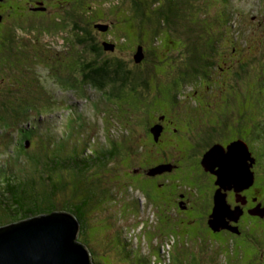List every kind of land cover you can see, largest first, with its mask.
<instances>
[{
	"label": "rangeland",
	"instance_id": "obj_1",
	"mask_svg": "<svg viewBox=\"0 0 264 264\" xmlns=\"http://www.w3.org/2000/svg\"><path fill=\"white\" fill-rule=\"evenodd\" d=\"M62 1L46 0V3L51 2V16L57 12L63 15L67 8L69 12L73 11V14H75L77 13L75 12L76 8L80 15L73 18L78 20L79 24L90 30V32L80 33L79 28H72L71 22L67 20L64 23H59L58 26L56 23V27L47 29V33L43 32L40 26H35V31L31 30L29 36L24 35L19 27L14 26V36L22 37L15 39L16 42L10 41L11 43L9 44L24 46L22 51H17L20 53L21 58L10 56L8 46L6 44L1 45L2 50L0 51L6 50L7 52L4 51V53L7 55H5L6 60L3 61V65H0L2 67L0 71V99L6 97L7 100L9 98L18 100L26 99L27 97V106L31 105L29 108L33 109L25 112L24 106H12L6 111L0 112V203H7L11 199L8 196L10 194L6 195V176L12 175L7 170L11 171L14 168L15 172H20V165L16 162L14 164L12 157H16L19 154L22 158L27 159L28 155L31 154L32 156L28 158L29 163L26 167L30 169L32 163H35L36 176L41 178L42 181L46 180L47 190L57 192L62 202L65 203L74 198V196H81L79 199H83L84 196L85 198L87 196L88 198L94 197L90 202L94 211L92 210L93 212H91L89 219L87 218V230H84L86 233L84 235L83 233L81 234L80 229L77 235L78 239L79 237L85 238L87 236V247L91 248L89 250L91 251L94 264L95 262L98 264H177L174 257L176 252L182 254L180 255V261L182 262L189 259L188 255L193 257V253H195L194 257L201 260L199 263L195 262V264H207L208 253L195 251L200 247L195 242L196 239H193L194 236L189 237V242L186 232L180 231L178 236L175 234L180 224L179 221H181L179 212H173L170 208H166L165 205L160 207V202L156 206L158 207L157 210L153 204L147 202L145 196L139 190L119 191V188L123 189L125 185L133 184L124 176L128 161L123 159L120 165V157L126 155L129 143L136 139V146L131 147H137L140 151H133L134 156L139 160L149 159L151 161L153 159L157 162L158 157L156 156L150 157L151 159L146 157H148V152L159 153L160 148L153 143L149 145L145 141L147 138L142 134L145 133V126L143 125H145L144 123L147 119L144 118L143 112L150 109L148 104L149 94L150 100L154 99V105L162 101L159 106L168 107L169 116L175 115L177 120H179L178 117L182 113L184 117L187 116L185 114L196 113L199 109L198 112L203 113L201 108H211L210 106L214 99L223 98L228 94L226 91L222 93L221 89H217L214 81L217 79L221 82L223 77L226 81H232L233 75L236 76V79L237 76H244L241 66L246 67L253 81L251 85L247 86L244 93L247 101L242 98L238 100L240 106L238 110L235 106L236 110L231 125L233 126L239 120L250 119L251 121L252 118L256 117L258 119L260 116L261 119H264L263 111L261 113L258 108L251 106L255 97L261 100L264 99V80L262 79L264 76V0H195L196 3H199L201 11L197 12L192 22L203 35V31H208L209 29L212 31L211 28L219 24L217 20L223 21V27H225L219 26L214 30V34H222L216 35L217 40L208 35L206 36L208 37L206 45L202 44L196 47V50L199 52L201 51L200 47L204 46L208 51H205L206 55H213L219 51L221 61H224V63L221 64L217 72L213 71V83L215 84L213 87H209V85L205 88L200 87L199 91H195L198 87L193 88L189 83L184 93L176 96L172 105H168L171 102L164 100L166 84L162 82V78L166 74V70L163 69L162 65L167 67L166 65L172 62V60L168 64L163 62L169 57V54H177L182 59L188 58L190 55L186 49L187 44L185 42L181 40L182 46L176 43L175 47L170 51L164 49L168 47L164 46L163 48L160 44L155 47L152 45L155 42L152 41L151 33L154 36L156 33L151 32V25L153 24L148 23L146 26L143 24L132 25L136 30L129 28L127 29L129 33L125 32V35H128L131 39V43L128 45L124 42L120 37L128 23H124L123 16L128 11L130 12L131 0H66L68 2L65 5L66 8H59V4L61 5ZM172 1L179 3L181 0ZM78 3L83 5L75 7V4ZM84 5L87 6L85 8L86 13L81 10ZM222 5L227 6L228 10L231 11L234 6L235 12L232 15V19L236 28H233L232 31L226 30L231 17L222 12L216 14ZM169 6L171 7V4ZM59 9L62 10L60 11ZM118 12L121 13L120 16H118ZM65 16L69 15L66 14ZM152 22L155 23L154 21ZM184 23H186L185 20L182 26H184ZM111 24L114 27H111ZM117 24H121L120 28L117 27ZM140 26L141 28L144 27L145 32H140L138 28ZM182 26L178 25L177 30L179 31ZM23 27L27 28L25 25ZM23 27L21 26L25 30ZM160 27V35L157 42L164 45L167 44V40L161 37V31L166 32V36L170 33L171 36L175 37L177 35L176 37L181 39V35L175 32V28L170 25V22ZM184 28L186 29L185 26ZM111 29L118 30L117 37L119 36L118 39L120 40H118L116 49L105 50L101 44L112 38L106 31ZM170 29L171 32H169ZM140 33H143V35ZM218 40L220 46L219 44L217 45ZM95 44L100 45V54L94 51ZM140 44L146 46L144 55L146 59L136 64L140 66L141 71L147 77L150 76V79L161 78L160 84H150L146 93L144 91L145 95H147L146 98L137 97V93L135 94L134 90L138 93L142 90V86H138V84L127 83L122 91L118 92L116 89L112 91L114 84L105 83L104 81L105 88H99L87 79L93 67H98L103 63L107 67L113 66L117 57H123L129 67L135 68L134 60L136 56L143 54L141 47H144V45L141 46ZM138 45L139 52H136L137 55L135 56L134 50ZM169 47H171V44ZM25 52L28 56H31V54L36 56L31 63L33 65L31 69L28 67L29 65L23 64L24 60L27 61L30 58L25 57ZM107 61L109 63H106ZM192 61H195L194 57ZM174 62H176V59H174ZM211 62L214 63V60ZM238 63L242 64L238 65ZM182 64L184 63L180 59V65H175L178 72L184 70ZM29 69L30 72L28 73ZM256 76L260 77L261 80H257ZM207 83L208 80H206ZM32 84L35 85V89L32 90L31 94L30 86L32 87ZM118 84L119 82H117ZM102 91H105V93L101 94ZM83 92L89 93L92 97L85 99L86 97L83 96L80 100L79 97L84 94ZM141 93L143 94V92ZM133 95H135L134 98ZM193 97L196 98L197 103L191 101L190 98ZM66 101H71L74 105L66 104ZM16 103V105H20L19 102ZM96 103L100 104V106L98 109L96 107L93 109V104ZM244 106L248 108L246 111ZM21 108H23L22 114H20ZM162 111L166 112V110ZM47 112L49 114H46ZM151 113L152 118L159 114L158 112ZM19 114L21 118L17 119ZM179 121H182V119ZM7 123H10V125L7 128L3 127ZM117 139L118 141L115 142L114 140ZM7 140L13 144L9 146V142L6 143ZM122 142L126 143V147H124ZM38 143H43V145L39 146ZM115 144L117 146L122 145L123 149L119 153L118 148L115 146L117 149L115 162L110 165V168H107L108 166L104 167V163H102V167H104L103 173L92 167L95 164L91 163L90 158L83 165L82 163L80 165L72 162L67 163L61 159V157L66 158L74 153L82 158L87 156V153H91L93 148L100 150L101 147L114 146ZM13 145L16 146L12 149ZM40 147H43V151H41ZM85 147H87L86 150L84 149ZM149 147L157 150L149 149ZM23 150L25 153H20ZM120 166L122 169L118 171ZM163 167L165 166L163 165ZM60 169L61 172L63 170L64 176L66 173L67 176L74 177L75 174L72 173V170L79 171L80 169L82 170L78 175L82 174L77 181L67 183L61 177L60 172H58ZM164 169L162 172L166 171ZM162 172L156 171L153 175ZM48 175L50 178H47ZM165 178L166 175L161 177L160 181H165ZM14 181L18 180L15 179ZM162 186L165 188L164 183ZM3 187H5V190ZM78 187L80 189L74 191ZM137 199L140 202L138 207L137 203H135ZM160 200H163V198L161 197ZM131 204L134 207H131ZM4 206L7 208L6 204ZM60 206V211L56 210V212L68 210V208H61ZM162 214L163 216H172H166L162 219V217H159ZM11 218H13V221L7 219L5 223H2L0 219V227L19 221L14 220L19 219L18 216H12ZM213 229L218 231L223 228L217 229L213 227ZM116 231H118L117 234L115 233ZM218 235H221V232ZM111 237H114V240L121 237L120 241L122 242L116 245L120 257H118L117 261L114 259L115 257L113 258L112 246L109 243V241H112ZM82 238L80 239L81 241H83ZM249 240L253 241L254 239L249 238ZM123 241L127 242L128 247L125 246ZM218 247L226 255L227 250L230 248L229 251H233L232 254L234 256L233 259L229 257L228 262H223V258H221V264H249L252 260L251 249L245 245H236V248L223 245H218ZM258 247L256 246L255 248ZM211 248L213 250L217 249L216 242H211ZM263 248L264 244H261L260 249L262 251ZM129 249H133L131 256L127 255V250ZM185 254H187V259ZM214 260L215 262L219 261L217 258Z\"/></svg>",
	"mask_w": 264,
	"mask_h": 264
},
{
	"label": "trees",
	"instance_id": "obj_2",
	"mask_svg": "<svg viewBox=\"0 0 264 264\" xmlns=\"http://www.w3.org/2000/svg\"><path fill=\"white\" fill-rule=\"evenodd\" d=\"M215 3H218L216 1H214ZM85 4V2H83ZM171 4V7L169 6ZM173 4V5H172ZM180 4V5H179ZM83 5L82 3H78V7ZM87 6L84 5L81 7V10L84 11L86 13V8ZM201 11V7L199 6V3H196L195 0H181L179 3H177L176 1H172V0H131L130 2V12L128 11L127 14H125L123 16V20L124 23H128L126 25V27L123 29V33L122 36L120 37L122 40H124V42H126L128 45L131 43V39L129 38L128 35H125L126 33H129L127 29L129 28H133L132 25H140L143 24L144 26H146V24H153L151 25V32H153L154 34L156 33V35L154 36L151 33L152 36V41L155 42L154 45L155 47L158 46V44L162 45V47L164 48V46L168 47V48H164L166 50H171L175 47V44L178 43L180 46H182V42H185L186 45V49L188 51V54L190 55L188 58L186 59H182L181 57H179L177 54L175 55L173 54H169V57L163 61L166 64H168L171 60L172 62L168 65H166L167 67H165V65H162L163 69L166 70V74L163 76L162 78V82L164 84H166V88L165 90V96H164V100H166V102H171L172 103V99H175L176 96L178 94H182L184 93L185 89L188 87L189 83L193 86V88H197V90H199L200 87L205 88L206 86L209 87H213V85H215L214 83H216V88L221 89L222 93H224L225 91L228 93L227 96L225 97H219L213 100L212 104L213 106L211 108H207L206 110H208V117L210 118V123H209V118L207 116H203L202 117V124L204 125L205 128H213L216 125H223L226 124L225 126H222L223 130H225V133H230L233 132V134H237L240 135L241 137H243V139L251 146L252 150L259 154V157H261V160H263L264 158V119H261V116L257 119L252 118V120L250 121V119H245L244 121L239 120L237 123H234V125L232 126L231 123H233V116H234V112H235V106L237 107V110L240 106V102H238V100L240 98L246 100V94H244L246 92V88L248 85L252 84V78L250 76V72L247 71L246 67L241 66L242 67V71L244 72V76H236L233 75L232 77V81H226V79L223 77L221 82L219 80L216 79V81H214L213 83V71H218V68L221 67V64L224 63V61L222 62L221 57H220V53L219 51H217L216 54H209L206 55L205 51L208 52L206 50V47L201 46L200 49L201 51H197L196 47H199L200 45L204 44L206 45L207 41H208V37L206 36H211L214 37L216 39V35H222L220 33H216L214 34V30H216L219 26L223 27L224 22L223 21H219L215 18H212L214 20H217L219 22L218 25H216L214 28H211L212 31H210V29L208 31H203V33L193 24V18L197 15V12ZM75 16L80 15L78 10L75 9ZM218 12H222L225 15H229L231 17V21L227 24L226 26V30L227 31H232L233 27H232V21H233V11L228 10L227 6H221V9H218ZM117 13V12H116ZM58 14V12H57ZM128 14H130L129 16H127ZM121 13L118 12V16H120ZM9 17V16H8ZM188 18V19H187ZM13 19H17V17H12L11 20ZM170 19V20H168ZM68 22H71V19H67ZM154 21L155 23H153L152 21ZM184 26L186 27V29L184 28ZM15 21V24H12L13 26H10L11 24H4L3 25V31H1L0 33V37H1V44H0V50H2L1 45L6 44L8 46V51H9V55L10 56H18L21 58L20 53L17 51H22V48L24 46L21 45H16V44H9L11 43L10 41H15V39H19L21 37L19 36H14V26H17L20 28L21 31H23L22 33L24 35L29 36L30 35V31L28 30L26 31V29L28 28H24L23 27V21L21 24H18V22ZM35 21V20H34ZM172 21V22H171ZM170 22V25L173 26L175 28V32L179 35H181V39L177 38L176 36H171L170 33L168 34V36H166V32H162L161 31V37L163 39L167 40V44H161L159 42H157L159 39V35H160V26H163V24ZM31 24V23H30ZM136 25V27H137ZM181 25V29L178 31L177 30V26ZM21 26L25 29L23 30L21 28ZM121 26V24H120ZM231 27V30H230ZM74 29H82L80 27V24L75 21L73 27ZM141 31H144V27L141 28L138 27ZM188 28V31H187ZM225 28V27H223ZM134 29V28H133ZM138 29V31H139ZM136 30V29H134ZM118 31V30H117ZM169 32H171V29L169 30ZM141 34V33H140ZM143 35V33L141 34ZM14 36V37H13ZM116 36V35H115ZM166 36V38H165ZM117 40L118 37H116ZM7 39V41H6ZM217 40V39H216ZM171 44V47H169ZM219 44V40L217 42V45ZM102 45V44H101ZM141 46H143L144 44H140ZM216 45V44H215ZM216 45V46H217ZM114 44H107L105 43V45L103 44V47L106 49L108 48L109 50H114L115 47ZM220 46V44H219ZM113 47V48H112ZM139 47V45H138ZM136 47L134 50V54L135 56L137 55L136 52H139V48ZM145 45L144 47H141L143 54L142 55H138L134 56L135 58V68L129 67L127 61H125V59L123 57H117L114 61L113 66L107 67L106 64H102L99 65L98 67H93L92 72H90L88 74V80L91 82H93L97 87L99 88H105V83L109 84H114V88L112 89V91L114 89L118 90V92L122 91L123 87H125V85L128 84H138V86H142V90L141 92H143V94L141 92H137L136 90H134L135 94L137 95V97H141V98H146L147 95H145L146 90L149 89L150 84L152 85L153 83L155 84H160L161 82V78L157 77L155 80L150 79V76L147 77L143 71H141L140 66L137 65L136 63H140L142 61H144L145 57ZM117 48V46H116ZM138 48V50H137ZM218 50V46L216 47ZM199 49V50H200ZM26 50V49H25ZM5 52H7L6 50H4ZM4 51H0V65H3V61L6 60V53H4ZM95 52H97L98 54H100L101 52V48L96 46L94 49ZM28 52V51H27ZM203 52V53H202ZM26 55V52H25ZM210 56V57H207ZM26 58L30 57L29 60L27 61H23V64H26L30 69H31V63L33 62V58H35L36 56H25ZM195 58V61H192V58ZM174 59H176V62H174ZM180 59L182 60V62L184 64H182V66L184 67V70H181L178 72L177 67L175 66V64L180 65ZM214 60V63H212L211 61ZM252 60V59H251ZM247 61V60H245ZM106 63H109L108 61ZM217 65H216V64ZM242 63H244V61H242ZM242 63H238L242 64ZM220 65V66H219ZM226 66V65H224ZM30 69L28 70V73L30 72ZM2 70V67H0V71ZM154 71V70H153ZM152 71V72H153ZM151 72V73H152ZM178 72V73H177ZM177 73V74H176ZM236 74V73H235ZM151 75V74H150ZM207 77V78H205ZM231 77V75H230ZM257 80H261L260 77H257ZM264 80V76L262 78ZM107 80V81H106ZM206 80H208V83L206 84ZM105 81V83H104ZM113 81V82H112ZM117 82H119V84L117 85ZM31 85V84H30ZM224 87V89H223ZM35 89V85L32 84V87L30 86V92L32 94V90ZM138 89V88H135ZM145 91V93H144ZM149 94V93H148ZM135 97V95H133V98ZM194 98V97H193ZM27 99V97H26ZM26 99H6V97L4 99H0V112L1 111H6L9 107H15V106H24L25 107V112L30 111L33 108H29L31 105L27 106V102L28 100ZM136 99H140V98H136ZM148 104L149 105H154V99L150 100V97L148 98ZM247 101V100H246ZM19 102L20 105H16ZM162 101H160L158 104L160 105ZM168 104V105H171ZM9 105V106H8ZM251 105V104H250ZM27 106V107H26ZM164 106V105H161ZM253 108L256 107L258 108L259 111H263V115H264V99H259L258 97H255L253 100V103L251 105ZM160 106L154 105V110L158 109ZM233 108V110H232ZM245 111L248 109L246 106H244ZM22 110L23 108L20 109V114H22ZM233 111V112H232ZM146 112H150V109L147 110ZM145 112V113H146ZM151 113V112H150ZM20 114L17 116V119H20L21 117ZM152 115V114H151ZM144 116H146V114H144ZM250 122L251 125H250ZM10 125V123H7L5 125H3V127L7 128ZM237 125V126H236ZM249 126L250 129L246 132L245 134V128ZM130 132V131H129ZM223 131H219L217 129H213L210 130L208 132H206V136H207V141L208 143H206L204 141V144L202 143V145H197L199 142L201 143V140L198 141V143L196 145H192V139L189 138V140H186L183 142L184 146V150L181 147V149L186 153V158H187V163L192 167H189V165L186 164L185 170L184 172H181V182L182 184H180V187H183L184 190H186L185 188H188V183L193 184V186L195 188L187 190L189 191V194H191V191L195 194L198 195L200 197H211L213 192L210 191V187L207 188L206 185V180L202 177L201 173L197 171L196 169V164L195 160H201L204 156V153L206 151H208L212 146H214L216 143H220V141L223 138ZM3 133H5V131H3ZM211 135V136H210ZM145 136V135H144ZM205 136V134L203 135ZM238 139V138H236ZM235 140V139H234ZM115 142L118 141L114 140ZM12 143L10 141L7 140L6 143ZM114 142V143H115ZM124 142V141H123ZM39 146H42L43 143H38ZM118 148L119 153L122 151L123 147L121 146H117V144H115L114 146H105V147H101V149H92L91 154L87 155L85 157H79L78 154H72L69 157L66 158H62V160H65V162L67 163H73V164H78L80 165L82 163V165L86 162L89 161L87 160L88 158H90L91 163L95 164L92 167L97 168V170H99L100 172H104V167L110 168V165L112 163H114L115 159H116V154H117V149ZM125 147V146H124ZM75 148V145H74ZM41 151H43V147H40ZM136 151H140L139 149ZM190 151L192 152V154H190ZM20 153H25V151H21ZM36 155V154H35ZM131 155V153H130ZM148 158L152 157L154 154L153 153H149L148 152ZM32 155L29 154L28 158H30ZM34 156V155H33ZM28 158H22L21 156H19V154L16 157H12L13 163L15 164V162L20 165V172H15L14 168H12V170H7L8 172H10L12 175H7L6 177V195L9 196V198H11L9 200V202H1L0 203V219L2 223H5L7 221V219H11L13 221V218H11L12 216L14 217H19V219H14V220H19L20 219H26V218H30V217H34L40 214H47V215H51L53 213L59 210V206L61 204V208L65 207L68 208V210H65L64 212L68 211L69 213L74 214L80 221V233L83 235L86 233L84 232V230H87V218L89 219V216L91 214V212L94 211V208L92 206L91 199L94 197H89L88 196L85 198V196L83 197V199H79L81 196L77 197L74 196V198H72L71 200L66 201L65 203L62 202L61 198L58 197L57 192H52L47 190L46 186H47V182L42 181L41 178L37 177V171H36V164L32 163L30 169L27 168L26 166H28ZM185 158V157H184ZM126 159V161H128V164L131 163V168L130 170L132 172H130L129 170H125L124 171V176L128 179V181L132 182L133 184H129V185H125V187H123V189L119 188V191L123 192H129V190L131 189L132 191H136L139 190L146 198L147 202L149 204H153L155 207L158 205V203L160 202L159 206L162 207L163 205H165L167 208H170L173 212H179V208L178 207H169L168 205H166L164 202L161 203L162 200L161 199V194H165L163 191L168 192V190L170 189H161L159 191V189L161 188L159 184L154 183H149L144 175V172L140 171V172H136L133 169L134 163L137 164L136 162L139 161H133V158L131 157H120V165L122 164V160ZM151 159V158H150ZM42 160V159H41ZM131 160V161H130ZM153 160V159H152ZM152 162V161H151ZM102 163H104V167H102ZM202 164V163H201ZM81 165V166H82ZM98 165V166H96ZM137 167V166H135ZM23 168V169H22ZM120 169H122V167L120 166L118 171H120ZM25 170V171H24ZM82 169H80L79 171H74L72 170V173L75 174L74 177L72 176H67V174L65 173V176L63 175V170L61 172V169L58 171L61 174V177L64 178V180L67 183L73 182V181H77L78 177L81 176V174L78 175L79 172H81ZM106 171V170H105ZM27 174V176L25 177V175ZM140 174V175H139ZM16 175V176H15ZM18 175V176H17ZM78 175V176H77ZM216 175V174H215ZM205 176V175H204ZM217 177V175H216ZM47 178H50V176L48 175ZM203 178V179H202ZM15 179H17L18 181H14ZM166 180L163 181V183L165 184ZM173 183V180H172ZM178 183V181H177ZM262 183V184H261ZM261 183H259V185L263 186L262 190L263 193L261 194L262 196V201L264 203V180H261ZM1 185V184H0ZM171 184H169L168 182L165 184V186L168 188ZM3 189L5 190V187H3ZM80 187L74 189V191L79 190ZM216 191V190H215ZM214 191V194H215ZM211 192V193H210ZM210 193V194H208ZM166 195V194H165ZM92 196V195H91ZM73 201V202H72ZM135 203H137V207L138 205H140L139 200L137 199L135 201ZM7 205V208H5L4 205ZM46 204V206H45ZM72 205V206H71ZM91 205V206H90ZM262 205V204H261ZM68 206V207H66ZM71 206V207H70ZM131 207L133 206L132 204L130 205ZM214 206V204H213ZM263 206V205H262ZM134 207V206H133ZM197 207V208H196ZM195 208H193V211L187 212L189 214H182L179 212L180 214V218L181 221L179 226H178V230L175 232V234L178 236V234L180 233V231H184L187 233V238H189L190 236H194L193 239H196V243L197 245L200 247L198 250H195L198 253L204 252V253H208V251H206L204 249V247L207 245L205 243H207L208 241H210V243L212 241L216 242V244H221L223 241H227V243H231L234 244L231 246L235 247L236 245H242V246H246L249 247L251 249V255H252V260L249 262V264H263L264 263V249L262 251L259 250L261 247V244H264V216L262 217V219H255V218H250L248 217H244L245 220L242 223V227H246L247 230L253 234L252 239H254L253 241H250L247 238H240L239 236H234L232 233H228L227 230H230V228H224L221 230H214L213 227H211L210 225V219H211V213L213 208L211 209V211L209 210V212L206 213V210L196 206ZM158 210V207H156ZM93 210V211H92ZM191 210V209H190ZM6 211V213H5ZM250 212V210H249ZM209 213V215H208ZM159 214V213H158ZM168 216H172V215H166ZM160 215L159 217H166ZM208 216V217H207ZM10 217V218H9ZM242 217V216H241ZM243 217L241 218V220L243 219ZM3 220V221H2ZM1 223V224H2ZM241 224V223H240ZM180 227V228H179ZM231 231V230H230ZM221 232V235H218V233ZM233 232V231H232ZM116 234L118 233V231L115 232ZM121 233V232H120ZM171 236L173 238H175L172 234ZM82 237H79V239L77 238L78 242L81 244H84L86 247L88 245V238L87 236L84 238H82L83 241H81ZM114 238V237H113ZM111 237L112 241H109V243L112 246V253H113V258L117 261L118 257H119V253L117 251V246L118 243L122 242L121 237H118V239H113ZM80 240V241H79ZM190 242V238L187 239ZM247 240V241H246ZM240 241V242H237ZM124 242V241H123ZM124 243L127 244V242L125 241ZM229 243V244H230ZM90 244V243H89ZM205 244V245H204ZM218 244V245H219ZM236 244V245H235ZM196 245V246H197ZM220 246V245H219ZM256 246H259L258 248H255ZM90 248V247H89ZM137 248V247H136ZM236 248V247H235ZM91 249V248H90ZM128 249V248H127ZM131 250V251H130ZM230 250V248H229ZM229 250H227V255L223 253V251L217 247V249H215L214 251H211L210 253H208V256L206 258V262L207 264H221L222 262H220V259L223 258V262L224 261H229V257L230 258H234L232 252H230ZM258 250L260 252H258ZM133 251V249H129L127 250V255L131 256V252ZM194 251V252H195ZM214 254V256L211 255ZM195 253H193V257H189L187 259V254L186 255V259L185 261H180V254L179 252L175 253V258H176V262L177 264H195L199 263L201 260L197 259V257H194ZM263 254V255H262ZM117 256V257H116ZM106 258H107V254H106ZM120 258V257H119ZM215 258H217L219 261L215 262ZM213 261H212V260ZM143 262V260H141ZM140 261V262H141ZM105 262V261H104ZM136 262V261H135ZM138 263V262H137ZM144 263V262H143ZM95 264H98L97 262H95ZM228 264V263H226Z\"/></svg>",
	"mask_w": 264,
	"mask_h": 264
},
{
	"label": "flooded vegetation",
	"instance_id": "obj_3",
	"mask_svg": "<svg viewBox=\"0 0 264 264\" xmlns=\"http://www.w3.org/2000/svg\"><path fill=\"white\" fill-rule=\"evenodd\" d=\"M70 1V0H67ZM66 0H63L61 2V5L59 4V8L63 7L66 8V4L68 3ZM60 2V1H59ZM78 4H75V7H77ZM62 8V9H63ZM62 9H59L60 11ZM76 9V8H75ZM52 12V7H51V2H47L46 0H0V15L2 16V19L0 20V33L3 31V25L4 24H11L10 26H13L12 24H15L16 19H12V17H17L18 19V24H21L23 21V25L27 26V30H34L35 26H40L43 29V32L47 33V29H52L55 28V24L57 23V26L59 23H64L65 20L71 19V24L72 27L75 23V21L78 22V20H75L73 17H75L74 12L71 11L69 12L68 8L66 9L64 14H54L51 16ZM69 16H65V15ZM9 16V17H8ZM35 20V21H34ZM68 21V20H67ZM31 23V24H30ZM79 23V22H78ZM82 29L80 30V33H88L90 30L87 28H84L82 25H80ZM111 27H114L113 24H111ZM117 27L120 28V24H117ZM35 31V30H34ZM108 31V35H110L112 38L107 39L106 43L107 44H115V48L118 45V40H117V30L111 29V30H106ZM116 35V36H115ZM88 36V35H86ZM1 37H0V44H1ZM103 44L105 45V42H102V47ZM98 46L100 47L99 44H95L94 48ZM92 47V46H91ZM104 48V47H103ZM139 48V47H138ZM106 48L105 50H107ZM160 54V53H159ZM162 54V53H161ZM146 59V58H144ZM163 63V62H162ZM104 64V63H103ZM102 65V64H101ZM178 65V64H175ZM198 91V90H195ZM186 96V95H185ZM150 97V94H149ZM148 97V98H149ZM191 101L196 100L195 98H190ZM172 102H175L174 99L171 100ZM172 105V103H171ZM159 106V104H157ZM172 107V106H171ZM168 107L166 106H160L158 109L154 110V105H150V112H158L159 114L155 117L152 118L150 112H143L146 114L144 118H147L145 121V128H144V135L147 138L145 141L151 145L152 143L155 146H158L160 148V155L159 153H154L153 156L158 157L157 162L155 160L151 161L149 159H141L138 161L137 157L133 158V161H138L137 164L134 163L133 169L136 172H144V175L146 177V180L149 183H156L160 185V189H170L168 192L163 191L165 194H161V197L163 198V202L168 205L169 207H178L179 212L182 214H189L190 211H193V208L196 206H199L203 209L206 210V213L211 211L213 208L214 204V191L219 187V185L216 183L217 177L215 173L210 172L206 170L203 165L201 164V160H195L196 164V169L198 172L201 173L202 177L206 180V185L207 188L210 187V191L213 192L211 197H200L198 195H195L192 191L191 194H189L190 189L195 188L193 184L188 183V188H185L186 190L183 189V187H180V184H182L180 178H181V172L185 170L186 164L187 163V158H186V153L183 151L184 146L183 142L186 140L192 139V145H196L199 140H201V143L199 142L197 145H202L204 144V141L208 143L207 141V136L206 132L217 129L219 131H223V138L220 141L221 144L224 146H227V144L236 139V138H243L240 135H237L236 133L233 134V132L230 133H225V130H223L222 126H225L226 124L223 125H216L213 128H205L204 125L202 124L201 120L203 116L208 117V112H205V109L201 108V111L203 113H194V114H185L187 115L184 117V114L179 115V120L182 119V121L177 120V117L173 115L172 117L169 116L170 111L167 110ZM166 110V112L162 111ZM182 115V116H181ZM170 118V119H169ZM209 118V117H208ZM154 119V120H153ZM152 121V123H151ZM210 122V118L208 120ZM151 123V125H150ZM160 124L161 128L159 132L156 134L155 132H152L151 127L154 124ZM250 129L249 126L245 128V134L246 132ZM205 134V136H203ZM132 143L130 142L128 145L129 149H132ZM183 148V150L181 149ZM250 150L252 152V155L255 157V163L253 164V170L255 174V182L253 185H251L248 188H245L241 190L240 192H237L234 188L226 190L227 193V201L231 204L232 208L236 207L237 205L241 207L242 213L239 216V218L236 221H229L230 225L235 228V230L231 229L227 230V232L232 233L234 236H239L240 238H252L253 234H251L246 227H242V223L245 220L246 217L250 218H255V219H262L260 215H254L249 212V210L253 209L254 207L258 206L259 203L264 206L261 194L263 193L261 185V180H264V158L261 160V157H259V154L255 153L251 146L249 145ZM149 149H156V148H150ZM157 150V149H156ZM193 152V151H192ZM190 151V154H192ZM185 157V158H184ZM148 158V157H146ZM131 161V160H130ZM149 164H146V163ZM152 164V165H151ZM151 165V166H150ZM165 166L164 172L162 173H156L155 175L153 174H148V170L150 168H153L155 166ZM137 166V167H135ZM189 167H191L189 165ZM131 168V163L127 164V170L132 172L130 170ZM192 168V167H191ZM150 171V170H149ZM166 175V182L171 184L168 188L165 186H162L163 182L160 181L161 177H165ZM205 175V176H204ZM202 178V179H203ZM173 180V183H172ZM178 181V183H177ZM161 182V183H159ZM262 184V183H261ZM190 188V189H189ZM211 193V192H210ZM208 193V194H210ZM167 208V207H166ZM197 208V207H196ZM191 209V210H190ZM189 212V213H187ZM209 215V213H208ZM243 219L241 220V218ZM208 217V216H207ZM241 223V224H240ZM233 231V232H232ZM230 243V242H229ZM227 241H223L219 245H223L225 247L227 246H232L234 244H229ZM204 249L210 253L211 251H214L211 248V243L208 241ZM204 244V245H205ZM217 244V247H218ZM236 245V244H235ZM264 249V248H263ZM261 250V249H259ZM258 250V252H260ZM252 253H250L251 255ZM264 254V253H263ZM262 254V255H263ZM212 256L214 254L211 253Z\"/></svg>",
	"mask_w": 264,
	"mask_h": 264
},
{
	"label": "water",
	"instance_id": "obj_4",
	"mask_svg": "<svg viewBox=\"0 0 264 264\" xmlns=\"http://www.w3.org/2000/svg\"><path fill=\"white\" fill-rule=\"evenodd\" d=\"M254 161L242 139L230 142L227 148L215 144L204 153L201 163L217 175L219 185L210 214L212 227L235 230L229 221H236L242 209L238 205L232 208L226 190L234 188L240 192L254 183ZM163 169L155 168L151 173ZM250 213L264 216V207L258 205ZM80 226L79 219L69 212L40 214L2 226L0 264H94L89 248L77 240Z\"/></svg>",
	"mask_w": 264,
	"mask_h": 264
},
{
	"label": "bare ground",
	"instance_id": "obj_5",
	"mask_svg": "<svg viewBox=\"0 0 264 264\" xmlns=\"http://www.w3.org/2000/svg\"><path fill=\"white\" fill-rule=\"evenodd\" d=\"M128 48H129V47H128ZM129 93H130V92H129ZM127 111H128V110H127ZM173 111H174V110H173ZM127 113H128V112H127ZM182 114H183V113H182ZM129 115H130V114H129ZM181 116H182V115H181ZM122 117H123V116H122ZM127 117H128V116H127ZM176 117H177V116H176ZM209 123H210V122H209ZM137 124H138V123H137ZM210 136H211V135H210ZM136 163H137V162H136ZM139 175H140V174H139ZM145 175H146V174H145ZM145 178H146V177H145ZM125 246L128 247L126 243H125Z\"/></svg>",
	"mask_w": 264,
	"mask_h": 264
},
{
	"label": "clouds",
	"instance_id": "obj_6",
	"mask_svg": "<svg viewBox=\"0 0 264 264\" xmlns=\"http://www.w3.org/2000/svg\"><path fill=\"white\" fill-rule=\"evenodd\" d=\"M163 171V170H162ZM211 172V171H210Z\"/></svg>",
	"mask_w": 264,
	"mask_h": 264
}]
</instances>
